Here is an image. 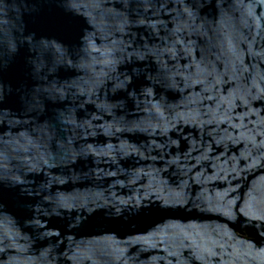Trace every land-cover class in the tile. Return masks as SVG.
Returning a JSON list of instances; mask_svg holds the SVG:
<instances>
[{
  "label": "water",
  "instance_id": "obj_1",
  "mask_svg": "<svg viewBox=\"0 0 264 264\" xmlns=\"http://www.w3.org/2000/svg\"><path fill=\"white\" fill-rule=\"evenodd\" d=\"M0 264H264V0H0Z\"/></svg>",
  "mask_w": 264,
  "mask_h": 264
}]
</instances>
